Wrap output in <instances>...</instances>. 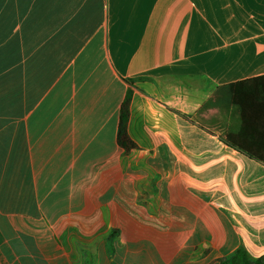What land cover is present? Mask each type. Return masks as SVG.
<instances>
[{
  "label": "crops",
  "instance_id": "1",
  "mask_svg": "<svg viewBox=\"0 0 264 264\" xmlns=\"http://www.w3.org/2000/svg\"><path fill=\"white\" fill-rule=\"evenodd\" d=\"M263 76L264 0H0V264L264 256Z\"/></svg>",
  "mask_w": 264,
  "mask_h": 264
},
{
  "label": "trees",
  "instance_id": "2",
  "mask_svg": "<svg viewBox=\"0 0 264 264\" xmlns=\"http://www.w3.org/2000/svg\"><path fill=\"white\" fill-rule=\"evenodd\" d=\"M261 81H264V76L236 84L233 101L235 104L239 105L243 111L244 124L239 134L230 135L228 137L227 144L244 155L264 163V144L259 143H263L264 141V130L253 128L250 125V121H248L249 108L253 101L249 98L247 86L248 84ZM130 102L131 96L128 95L121 107L120 124L117 135L119 145L128 153L136 148V144L131 140L127 132L130 116ZM220 264H264V256L255 258L250 255L244 246H240L233 254L222 260Z\"/></svg>",
  "mask_w": 264,
  "mask_h": 264
},
{
  "label": "rangeland",
  "instance_id": "3",
  "mask_svg": "<svg viewBox=\"0 0 264 264\" xmlns=\"http://www.w3.org/2000/svg\"><path fill=\"white\" fill-rule=\"evenodd\" d=\"M132 153H134L132 158L135 159L136 158V152L133 151ZM129 159H131V158L129 157ZM110 183H113V181H111ZM120 215L121 214L116 213V212L113 213V219L114 220H118ZM117 216H118V218H117ZM122 216L125 217L127 215L126 214H122ZM128 217H130L129 214H128ZM121 221H122L121 225H120L119 229H117V236L121 234L127 240H129V239H132L133 237H141L140 234H143V235H150L151 234L150 230H146V229L142 230V229H140L137 226V223H136V221L134 219H131V218H128V219L124 218L123 219L122 218ZM120 228H122V229H120Z\"/></svg>",
  "mask_w": 264,
  "mask_h": 264
}]
</instances>
